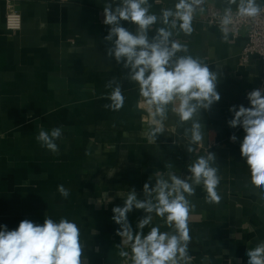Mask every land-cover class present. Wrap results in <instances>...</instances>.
<instances>
[{
  "label": "crops",
  "instance_id": "crops-1",
  "mask_svg": "<svg viewBox=\"0 0 264 264\" xmlns=\"http://www.w3.org/2000/svg\"><path fill=\"white\" fill-rule=\"evenodd\" d=\"M6 1L0 0V225L16 229L22 220L43 224L45 217L76 223L80 230L82 261L87 264H131L119 255V225L112 208L123 206L130 190L144 199L143 185L155 184V173L168 178L190 175L188 166L199 156L213 152L221 200L208 203L202 185L187 197L194 208L189 213L191 264H247L246 252L264 241V187L251 184L249 168L240 154L242 128L229 127L233 105L250 106L247 93L262 84V62L239 63L246 43L242 30L224 39L222 27L202 22L204 12L193 20V32L173 30V39L188 47V53L217 72L220 101L199 110L203 140L190 143L192 120L180 121L171 111L167 125L156 140L149 139L154 126L143 120L139 86L126 78L127 70L109 58V27L103 23L108 0H14L22 15V28L5 27ZM177 0H149L150 12L174 8ZM225 8L226 0L204 3ZM264 5V0H257ZM236 9V6H232ZM129 31L136 26L122 22ZM165 27L161 21L149 31ZM178 33V34H177ZM115 77L125 97L118 111L106 109ZM264 89V88H263ZM62 127L52 152L36 140L39 130ZM235 134L236 142L230 140ZM210 142L214 146L205 149ZM188 147L195 149L189 153ZM69 190L67 199L58 186ZM110 200V202H109ZM146 213L134 209L128 220L134 231ZM171 231L153 214L152 224ZM130 252L129 248L124 249ZM208 259L205 260L204 258Z\"/></svg>",
  "mask_w": 264,
  "mask_h": 264
},
{
  "label": "clouds",
  "instance_id": "clouds-1",
  "mask_svg": "<svg viewBox=\"0 0 264 264\" xmlns=\"http://www.w3.org/2000/svg\"><path fill=\"white\" fill-rule=\"evenodd\" d=\"M204 2L177 0L174 8L161 9L159 17L150 12L149 0H108L104 5L103 23L110 26L104 37L109 42L107 55L122 64L127 70L126 78L139 86L140 96L154 109L153 120L158 126L149 132L150 140H156L157 135L165 131L164 120L171 105V111L180 121H193L185 135L190 133V143L200 144L202 125L193 118L199 110L209 109L221 99L217 91V72L210 71L198 57L179 55L188 53V47L172 38L175 29L186 35L193 32L194 15L197 11L203 12ZM226 5L221 17L225 40L228 39L227 26L233 19V5L240 17L254 18L264 12L257 0H226ZM158 20L165 27L157 28L155 36L150 38L149 31ZM122 22L134 24L135 32L129 31ZM106 87L112 89L107 97L111 103L104 107L120 110L125 100L121 83L113 77ZM247 100L248 107L233 105L229 108L233 117L227 123L233 129H243L240 154L249 168L251 184L261 188L264 187V89L250 91ZM61 137L62 127L50 132L41 128L36 140L42 147L56 152V141ZM230 140L236 142L238 137L232 134ZM194 150L187 149L189 153ZM215 162V154L209 152L188 166V176L169 172L165 178L162 173H155L154 186L150 187V181L143 185L144 199L137 198L134 188L130 190L123 206L112 208V220L119 225L116 235L121 237L119 255L130 258L131 264H191L188 220L194 205L187 197L195 195L194 186L202 185L208 203L220 202L216 191L220 177L218 169L212 166ZM58 191L65 199L70 194L63 185L58 186ZM134 209L146 213L138 220L137 231L128 220V214ZM153 214L162 218L171 231H161L156 225L145 234L144 229L152 224ZM126 248L130 252L124 250ZM246 256L247 264H264V241L250 248ZM0 264H87V261H82L80 230L76 223L65 218L57 223L46 216L42 225L27 219L13 230L0 225Z\"/></svg>",
  "mask_w": 264,
  "mask_h": 264
},
{
  "label": "built area",
  "instance_id": "built-area-1",
  "mask_svg": "<svg viewBox=\"0 0 264 264\" xmlns=\"http://www.w3.org/2000/svg\"><path fill=\"white\" fill-rule=\"evenodd\" d=\"M157 3L161 0H156ZM264 8V5H260ZM203 7L204 17L202 22L208 26H220L221 17L224 13V8L208 2L204 3ZM197 11L194 15L196 18ZM5 27L10 31H19L22 28V15L21 12L16 8L14 0L6 1V9L4 13ZM193 19V20H194ZM230 31L231 38L235 39L242 30L246 32V43L241 51L239 63L241 65H247L253 56H257L262 62V84L261 89L264 88V12L257 17H240L236 15V9H233L232 22L227 26ZM143 109V120L152 126H158L153 120L152 109L146 102L142 103ZM164 126L167 125L164 123ZM214 146L213 142H210L205 149H209Z\"/></svg>",
  "mask_w": 264,
  "mask_h": 264
}]
</instances>
